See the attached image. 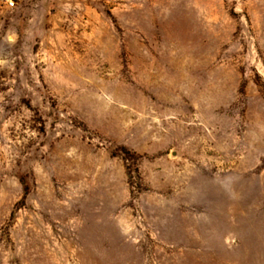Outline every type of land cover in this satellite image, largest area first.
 <instances>
[{
  "label": "rangeland",
  "instance_id": "374dc122",
  "mask_svg": "<svg viewBox=\"0 0 264 264\" xmlns=\"http://www.w3.org/2000/svg\"><path fill=\"white\" fill-rule=\"evenodd\" d=\"M0 264H264V0H0Z\"/></svg>",
  "mask_w": 264,
  "mask_h": 264
},
{
  "label": "built area",
  "instance_id": "2783aa9c",
  "mask_svg": "<svg viewBox=\"0 0 264 264\" xmlns=\"http://www.w3.org/2000/svg\"><path fill=\"white\" fill-rule=\"evenodd\" d=\"M19 0H6L9 8H14Z\"/></svg>",
  "mask_w": 264,
  "mask_h": 264
}]
</instances>
